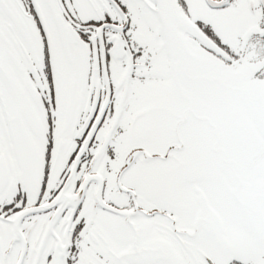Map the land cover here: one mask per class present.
<instances>
[{
	"label": "snow or ice",
	"instance_id": "snow-or-ice-1",
	"mask_svg": "<svg viewBox=\"0 0 264 264\" xmlns=\"http://www.w3.org/2000/svg\"><path fill=\"white\" fill-rule=\"evenodd\" d=\"M0 264H264V0H0Z\"/></svg>",
	"mask_w": 264,
	"mask_h": 264
}]
</instances>
